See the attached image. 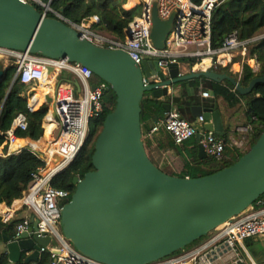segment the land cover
<instances>
[{"label": "water", "instance_id": "1", "mask_svg": "<svg viewBox=\"0 0 264 264\" xmlns=\"http://www.w3.org/2000/svg\"><path fill=\"white\" fill-rule=\"evenodd\" d=\"M176 15L161 18L154 3L151 39L158 50L166 49ZM0 47L80 62L110 84L117 96L95 142L94 169L83 178L75 177L71 198L60 201L62 231L83 254L106 264L151 263L208 235L264 195V129L233 164L211 174L182 177L165 172L150 158L141 106L146 93L156 99L173 97L176 84L195 78L228 80L246 95L264 83V75L243 86L238 78L211 68L182 73L178 61L165 71L156 58L139 64L125 50L94 44L26 0H0ZM7 68L0 59V80ZM144 76L151 78L148 84ZM52 100L48 95L47 102ZM162 104L166 111L172 108L170 102ZM188 107L194 117L204 116L205 129L226 134L217 104ZM201 137V133L196 136L200 158L208 156L199 143ZM34 230L37 222L32 218V226L18 240L3 232L11 261L20 260L24 251H28L26 261L38 260L40 247L50 238L30 236Z\"/></svg>", "mask_w": 264, "mask_h": 264}, {"label": "built area", "instance_id": "2", "mask_svg": "<svg viewBox=\"0 0 264 264\" xmlns=\"http://www.w3.org/2000/svg\"><path fill=\"white\" fill-rule=\"evenodd\" d=\"M26 1L39 4L47 16L50 12L55 14L54 17L67 22L78 30L82 37L96 45L125 50L139 64L146 59H158L164 71L171 62H180L184 58L198 60L193 65V70H201L198 69V65L205 58L210 59L205 69L227 66L236 55H241L243 61H246L249 44L264 38V34H260L242 40L238 32L234 31L225 37L221 46L213 47L212 16L214 9L220 3L218 0H203L201 3H195L193 0H135L131 7L142 5V12L126 29L124 40H118L96 30L94 24L99 21L98 16L76 23L52 8L50 3L42 0ZM129 2L130 0H127V3ZM155 2L158 4L159 16L163 19L177 12L173 29L166 40L167 47L162 51L154 46L151 39L152 7ZM128 31L131 33L128 34ZM0 56L1 59H10V62L15 64V78H20L21 83L28 89L26 93L30 110L36 108L30 102L29 86L40 87L48 72L49 76L53 75V91L44 96L42 106L48 105L44 124L48 122L49 116H52L56 123L51 135L44 137L42 148H33L25 144L13 146L14 141L25 137L18 135L17 131L28 129L27 118L23 113L16 117L12 127L7 131V140L0 155L5 154V147L7 154L19 153L23 148H28L41 157L45 165L32 173L31 183L20 199L14 200L11 204L5 202L0 204L2 221L9 223L17 218L18 212L27 209L29 214L20 217L13 239H20L32 226V218H34L37 222V230L30 233V236L36 233L40 237L50 238L48 245L41 246L39 251L40 255L49 252L52 264H106L83 254L64 235L60 201L70 199L71 193L55 187L52 180L76 158L90 133L91 120L104 113L103 96L110 89V84L103 80L93 82L95 74L89 67L67 58L60 60L32 53L29 50L6 47H0ZM250 59L247 58V63ZM150 79L144 76V84H148ZM93 84H96L95 89ZM48 95L53 97L51 103L47 102ZM202 95L209 97L210 92L204 91ZM204 124V116H198L197 121H191L173 106L166 112L164 118L153 125L147 136H154L163 128L172 135L176 144L181 145L201 133L199 143L208 156L217 160L225 157L228 145L241 147L245 143L250 144L249 134L252 126L249 124L237 128L241 133V140H233L231 144L205 129ZM259 203H262V206L249 207L232 217L206 235L207 237L200 243L189 248L187 246L147 264H255L248 254L245 242L264 234V202Z\"/></svg>", "mask_w": 264, "mask_h": 264}, {"label": "trees", "instance_id": "3", "mask_svg": "<svg viewBox=\"0 0 264 264\" xmlns=\"http://www.w3.org/2000/svg\"><path fill=\"white\" fill-rule=\"evenodd\" d=\"M50 3L51 7L60 11L66 18L72 22L81 23L84 20L98 16L99 21L94 24V28L100 32L111 35L118 40L126 38V29L134 21L135 17L142 12V5H137L133 8H126L127 0H42ZM203 0H193L195 3H201ZM220 3L214 9L212 16V46L219 47L223 44L225 37L237 31L240 39H250L259 34L264 33V0H218ZM133 0L128 3V6L133 5ZM41 12L43 8L39 4H34ZM49 16L54 17L55 14L49 13ZM248 58H256L260 63V68L254 70L247 61H242V56L239 55L233 58L232 62L227 66H219L214 68L220 72H226L239 79L243 86H248L250 82L257 76L264 75V38L256 40L248 46ZM241 61V62H240ZM198 60L191 59V65H194ZM242 63V71L236 72L231 69L233 63ZM96 76V75H95ZM16 77L15 64L8 65L2 80H0V147L3 146L7 139V132L13 125L16 117L23 113L26 115L28 122V129L25 131H17L20 136H25L30 140L38 141L44 134L50 136L56 128L51 122H46L44 119L48 113V105L40 106L36 101L40 95V89H37L31 97L30 102L37 110H30L27 86L21 83L20 78ZM97 77V76H96ZM53 81V77L51 78ZM199 78L183 81L179 84L183 86L197 84ZM222 84H225L223 86ZM222 84L207 80L204 84L206 87L213 88L218 96L224 97L230 105L239 103L246 97V125H251L252 130L249 134L250 145L254 143L264 129V83L257 84L254 89L242 95L235 90L234 85L225 80ZM116 94L113 89H110L103 96L104 113L90 122V133L77 154L76 158L63 171L58 173L52 180V184L60 189L70 191L71 196L75 191L76 186L73 181L79 176L83 178L85 174L94 169L92 157L95 150V142L99 132L103 127V122L106 115L111 112L116 106ZM36 99V100H35ZM193 97L179 98L174 97L172 101L176 103L177 108L181 114L185 116V110L191 104ZM142 106V122L148 126L144 128V135L160 119L166 115V108L156 98L152 97L151 93H146L141 102ZM163 129V128H162ZM161 129V130H162ZM165 130V129H163ZM166 131V130H165ZM4 132V133H2ZM168 132V131H166ZM165 133V132H164ZM170 134V133H169ZM167 139L163 140L161 137L153 136V139L147 138L146 147H154L148 151L152 161L165 172L182 176V177H198L206 174H211L226 166L236 162L238 158L243 155V151L232 146H227L225 150V157L222 160H217L212 156L200 158L198 149L195 146L193 151L188 156H183V167L177 172L170 170L165 166L160 165V159L155 155V152H161L168 148H177L172 135L166 133ZM24 138V137H21ZM227 141L226 136H224ZM228 142V141H227ZM29 146V145H27ZM4 155H0V204L5 202L11 204L14 200L20 199L24 192L28 189L32 173L42 168L45 161L37 156L28 148H23L19 153L7 154V148H4ZM264 202V195H262L254 204L255 207L262 206ZM19 217L4 223L0 216V264H52V258L49 252L40 255L38 260L26 261L28 251L21 254L20 260L13 262L10 260L7 250L1 248L3 244V232L13 239L15 235V227ZM207 236L196 240L200 242ZM191 244V245H192Z\"/></svg>", "mask_w": 264, "mask_h": 264}, {"label": "crops", "instance_id": "4", "mask_svg": "<svg viewBox=\"0 0 264 264\" xmlns=\"http://www.w3.org/2000/svg\"><path fill=\"white\" fill-rule=\"evenodd\" d=\"M126 7L132 8L131 6H128V3L126 5ZM249 61L251 63H253L254 59L252 58ZM180 65H181V72L182 73L191 72V71L185 70V68L188 66L186 63H184V61L183 62L180 61ZM207 65L206 66L198 65V69L203 70L207 67ZM235 65L236 66L239 65V63H235ZM192 69H193V67H192ZM207 80L208 79H206V78H199L196 86L191 85V84H188L185 86H183L182 84H176L173 87V89L176 92L173 97L168 96V97H163V98L158 99V100L161 103L170 102V103H172V107L176 106V103H174L175 100L172 101V98H174V97H176V98L177 97H179V98L185 97V98H189V99L191 97H193L192 102H190L192 104L196 103V104H204V105H211V106H214L215 104H217L218 108L221 112L222 118H223V122H224V126H225V132H226V134L224 136H226L227 141L229 142V144H231L233 142V140H237V141L241 140V133L238 131L237 128L241 125H246V114H245L246 102H244L242 99L239 103L232 106L228 103V101L224 97L218 96L215 92L212 95V91H214L213 88L211 89V87H206L204 89V84H206ZM52 84H53V82H52ZM219 84H222V83H219ZM222 85L225 86V84H222ZM42 86H44V85L42 84ZM50 89L53 91L52 85H50ZM35 91L36 90L34 88L32 90V92H30L31 97L34 95ZM52 91H50V92H52ZM204 91H209L210 96L204 97L202 95V93ZM50 92H48V93H50ZM45 94H47V93H45ZM184 117L186 119L191 120V121H197V118H198V117H194L192 115V113L189 110V107H187V109L185 110V116ZM203 127H205V125H203ZM45 133H46V131H45ZM166 133L168 135H171V134H169V132H166L165 130L162 129L159 132H157V134H155L154 138L161 137V139L166 140L167 139ZM147 134L145 135L146 139L147 138L153 139L152 135L147 136ZM46 137H49V136H46ZM221 137H223V136H221ZM146 139H145V141H146ZM154 144L152 146H149V147L147 146V150L149 151L151 148H153L155 146ZM195 146L198 149L197 139L192 138V139L184 142L181 145H177V148H168V149L161 151V152L156 151L155 155L158 159H160V165L161 166H165L169 169L171 168L173 171L179 172L183 167V161H184L183 156H188V154L193 151ZM231 146L232 145H230V147ZM233 146L242 151V148L240 146H238V145H233ZM0 152H1V150H0ZM27 214H29V211L27 209L21 210L20 212H18L17 217L20 218V217L25 216ZM245 247L248 250V254L250 255L251 259L254 261L255 264H263L264 263V234L257 236V237H254V238H251V239H248L245 242ZM1 248L3 250H6L5 244H2Z\"/></svg>", "mask_w": 264, "mask_h": 264}, {"label": "rangeland", "instance_id": "5", "mask_svg": "<svg viewBox=\"0 0 264 264\" xmlns=\"http://www.w3.org/2000/svg\"><path fill=\"white\" fill-rule=\"evenodd\" d=\"M91 21V20H90ZM262 34H264V33H262ZM260 35V34H259ZM237 56H239V55H236V57ZM2 57L0 56V59H1ZM247 58H248V56L246 57V61H247ZM4 59V61H5V63L7 64V65H10V64H12L10 61V59H6V58H3ZM2 59V60H3ZM254 59V61H253V63H251L250 61H248V64L251 66V67H253L255 70H258L259 68H260V63H259V61L256 59V58H253ZM242 61H243V58L241 59ZM182 62L184 61V63H186L187 64V66L188 67H186L185 68V70H187V71H192L193 69H192V65H191V63H190V59H185L184 58V60H181ZM241 62V61H240ZM239 63V62H238ZM242 63H239V65H235V63L234 64H232V67H231V69L232 70H234V71H236V72H241L242 71V65H241ZM197 69V68H196ZM48 80H50V81H52L51 80V78L50 79H48ZM49 81V82H50ZM93 82H100V81H102V79H100L99 77H94V79L92 80ZM53 82V81H52ZM43 85H45V84H43ZM34 88H36V87H34V86H29V93L30 92H32V90L34 89ZM44 88V86H40V87H37V89H40V94L42 93V89ZM37 89H35V90H37ZM40 96V95H39ZM38 96V97H39ZM243 98V101L244 102H246L247 100V98L246 97H242ZM246 98V99H245ZM36 100V99H35ZM37 100H38V98H37ZM37 102V101H36ZM39 105L40 104H42L43 105V103H38ZM42 105L40 106V108L42 107ZM39 108V107H38ZM38 108H36V109H38ZM56 127V126H55ZM7 132V131H6ZM2 133H4V132H2ZM44 137H45V133L43 134V136L38 140V141H43V139H44ZM218 137H220V138H224V136L223 137H221V136H218ZM192 138H196L195 136L194 137H192ZM191 138V139H192ZM146 138H144V140H145ZM225 139V138H224ZM33 141V140H32ZM6 143V142H5ZM3 146H5V144L3 145ZM3 146H1L0 147V150L2 149V147ZM228 146H230V145H228ZM233 146V145H232ZM231 146V147H232ZM249 147H250V144L249 143H245V144H243L242 146H241V148H242V151L243 152H245L247 149H249ZM7 148V147H6ZM170 170H171V168H170ZM251 207H255V204H253ZM201 242V241H200ZM200 242H196V243H194V244H192V245H188V247L187 248H189V247H192V246H194V245H196V244H198V243H200ZM1 246H2V244H1Z\"/></svg>", "mask_w": 264, "mask_h": 264}, {"label": "bare ground", "instance_id": "6", "mask_svg": "<svg viewBox=\"0 0 264 264\" xmlns=\"http://www.w3.org/2000/svg\"><path fill=\"white\" fill-rule=\"evenodd\" d=\"M130 1H132V0H130ZM133 2H135V0H133ZM209 61H210V59L209 58H205V60L202 62V63H200L199 65H201V66H206L208 63H209ZM202 68V67H201ZM53 77V75H50L49 76V72L47 73V75H46V77L42 80V84H45L44 85V88L42 89V93L40 94V96L38 97V100H37V102L38 103H42V102H44V96L46 95L45 93H48V92H50V91H52L51 89H50V85H52V81H50V80H48L49 78H52ZM50 81V82H49ZM32 94V93H31ZM48 122H51V123H53V124H55V126H56V123H55V121L52 119V116H49V120H48ZM7 136H8V134H7ZM46 137V136H45ZM7 140V139H6ZM20 144H25V145H29V146H31V147H33V148H42V147H44V142L43 141H32V140H30L29 138H26V137H24V138H20V139H17L16 141H14V144H13V146H18V145H20Z\"/></svg>", "mask_w": 264, "mask_h": 264}, {"label": "clouds", "instance_id": "7", "mask_svg": "<svg viewBox=\"0 0 264 264\" xmlns=\"http://www.w3.org/2000/svg\"><path fill=\"white\" fill-rule=\"evenodd\" d=\"M252 59V58H251ZM5 62V61H4ZM37 110V109H36ZM44 121H45V119H44ZM45 124H43V126H44ZM44 132H45V127H44Z\"/></svg>", "mask_w": 264, "mask_h": 264}]
</instances>
